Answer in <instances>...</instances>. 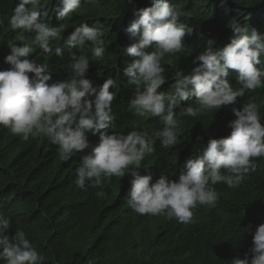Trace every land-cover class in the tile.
I'll return each mask as SVG.
<instances>
[{"label":"clouds","instance_id":"clouds-1","mask_svg":"<svg viewBox=\"0 0 264 264\" xmlns=\"http://www.w3.org/2000/svg\"><path fill=\"white\" fill-rule=\"evenodd\" d=\"M48 4L49 0H19L8 18L10 29L19 30L15 41L22 43L18 46L14 40L7 41L10 53L4 60L10 67L0 71V126L25 142L30 137L46 139L57 146L63 162L82 153L75 170L77 188H99L95 195L102 199L107 195L102 190L106 180L128 176L126 203L135 213L187 225L194 222L198 207L211 210L217 206L215 185L223 183L235 189L257 171L255 159L264 157V123L259 112L264 105L254 100L239 108L235 105L246 92L264 88V34L233 19L228 24L233 32L230 42L218 50L209 46L195 56L196 66L190 74L177 69L172 91L165 93L158 91L167 80L165 65L176 67L172 58L165 57L185 50L184 37L193 31L186 22L191 13L169 0H151L150 7L136 10L138 19L125 28L130 37L138 38L125 49L133 60L123 73L135 85L127 107L141 118L158 117L162 127L149 131L133 121L131 130L124 134L109 131L116 128L112 107L116 94L109 91L116 87V81L107 78L97 88L86 78L89 54L96 62L105 57L103 22L82 19L72 25L71 17L80 9L81 0H59L56 19L65 23L52 27L42 19ZM218 6L229 11L228 0H219ZM69 26L73 30L60 43L62 32ZM37 49L46 57L66 56L68 78L49 84L52 75L48 64L29 59ZM230 72L236 73L240 87L229 83ZM192 97L195 104L180 108L181 117L196 118L231 106L235 118L227 124L230 134L209 138L200 154L186 160L178 178L161 174L152 182L150 172H139L142 161L156 151L157 141L163 149L178 144L182 120L175 109ZM89 134L98 136L96 144L90 145ZM11 226L10 218L0 215V262L43 264L44 257L23 230L8 234ZM245 231L252 237L250 258L246 254L244 259H234L233 264H264V223L254 231L251 227Z\"/></svg>","mask_w":264,"mask_h":264},{"label":"trees","instance_id":"trees-1","mask_svg":"<svg viewBox=\"0 0 264 264\" xmlns=\"http://www.w3.org/2000/svg\"><path fill=\"white\" fill-rule=\"evenodd\" d=\"M18 2L0 0V19L4 21L0 24V71L10 67L4 60L10 53L7 41L14 40L18 46L22 43L15 41L19 30L12 31L8 25ZM169 3L191 13V19L186 22L193 31L184 37L182 53L165 57V60L172 58L176 67L165 65L167 80L158 91L171 92L174 72L179 69L190 74L196 66L193 59L207 47L218 50L229 43L233 32L228 24L233 19L247 25L249 30L254 28L264 34V0H228L227 12L218 6L219 0H169ZM59 6V0H49L47 15L42 17L52 27L65 23L56 19ZM150 6L151 0L91 3L81 0L80 9L71 17L72 25L82 19L88 23L100 19L104 24L105 57L102 62H96L89 54L86 78L97 88L107 78L116 81V87L109 89L116 94L112 102L116 128L109 131L127 134L133 121L149 131L162 127L158 117L141 118L128 110L135 85L123 73L133 60L125 49L138 39L130 37L125 28L138 19L136 10ZM72 30L73 26H69L62 32L60 43ZM29 59L48 64L52 75L49 84L69 76L66 56L46 57L37 49ZM261 59L264 61V57ZM227 79L234 88L240 87L235 72H230ZM194 100L192 97L181 101L175 109L182 120L178 144L163 149L157 141L156 151L142 161L139 172L141 175L150 172L152 182L161 174L178 178L186 160L200 154L209 138L230 134L227 124L235 118L231 106H222L216 112L196 118L181 117L180 108L194 105ZM250 100L264 105V88L246 92L235 106L239 108ZM259 112L264 123V106ZM88 139L90 145L98 142V136L89 134ZM81 155L77 153L70 161L63 162L57 146L46 139L30 137L25 142L0 126V215L11 220L9 235L17 229L25 232L44 257L43 264H233L234 259H244L246 254L250 258L252 237L245 229L251 227L254 231L264 223V157L255 159L257 171L247 176L238 188L231 189L223 183L215 185L219 194L217 206L211 210L198 207L194 222L185 225L175 219L135 213L126 203L128 176L106 180L102 190L107 195L102 199L95 195L99 188H77L75 170Z\"/></svg>","mask_w":264,"mask_h":264}]
</instances>
